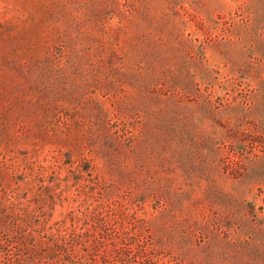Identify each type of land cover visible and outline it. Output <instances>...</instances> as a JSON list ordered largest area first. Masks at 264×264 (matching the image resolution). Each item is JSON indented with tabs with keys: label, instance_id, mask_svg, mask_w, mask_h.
Instances as JSON below:
<instances>
[{
	"label": "rangeland",
	"instance_id": "1",
	"mask_svg": "<svg viewBox=\"0 0 264 264\" xmlns=\"http://www.w3.org/2000/svg\"><path fill=\"white\" fill-rule=\"evenodd\" d=\"M0 264H264V0H0Z\"/></svg>",
	"mask_w": 264,
	"mask_h": 264
}]
</instances>
